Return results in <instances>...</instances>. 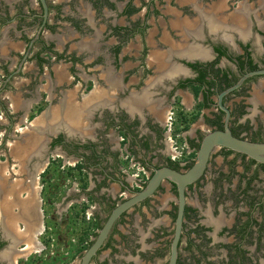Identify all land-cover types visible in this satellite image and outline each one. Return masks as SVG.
Returning a JSON list of instances; mask_svg holds the SVG:
<instances>
[{"label":"flooded vegetation","instance_id":"1","mask_svg":"<svg viewBox=\"0 0 264 264\" xmlns=\"http://www.w3.org/2000/svg\"><path fill=\"white\" fill-rule=\"evenodd\" d=\"M44 1L45 19L40 0H0V98L13 105L8 111L0 102L1 117L8 129L32 126L51 106L58 107L55 117H63L21 177L7 178L17 175L6 169L13 162L10 153L0 161V264H31L40 250L37 236L45 231L40 220L46 205L40 181L47 168L56 166L69 184L62 207L77 208L83 216L97 204L105 215H91L87 225L93 229L74 237L61 255V264H80L97 225L143 188L155 168H190L195 156L172 159L174 142L195 154L207 133L224 130L218 96L247 73L264 69V0H83L90 17L73 7L65 15L58 1ZM69 1L79 7V0ZM64 22L74 35L58 47L53 37L66 32ZM183 26L193 31L186 41ZM60 65L63 74L55 72ZM79 66L90 80H83ZM69 92L94 98L87 117L90 136L64 130V117L73 113L59 100ZM221 104L229 111L233 136L264 143V75L244 80ZM129 143L140 155L143 176L132 187L126 180ZM36 161L45 163L40 172L32 168ZM88 175L96 184L89 192ZM112 184L118 185L119 197L113 196ZM75 185L78 190L71 191ZM157 194L163 203L150 197L130 210L155 207L161 220L152 228L156 247L145 257L168 264L177 192L165 181ZM185 196L176 264H264V164L216 148ZM126 213L89 264H136V234L125 240L117 230Z\"/></svg>","mask_w":264,"mask_h":264},{"label":"water","instance_id":"2","mask_svg":"<svg viewBox=\"0 0 264 264\" xmlns=\"http://www.w3.org/2000/svg\"><path fill=\"white\" fill-rule=\"evenodd\" d=\"M40 2L44 10L43 17L45 19L47 17V6L44 0H40ZM37 37L38 35L36 36V38ZM259 75H264V69L247 73L234 86L226 89L218 96V105L220 109L225 113L224 130L209 132L202 138L195 153L194 161L190 168L186 171H177L168 166L155 168L147 178L143 188L129 196L126 200L119 202L110 211L106 220L98 230L95 239L83 254L80 264H89L90 260L95 257L97 252L101 249L114 224L121 218V216L124 213L128 212L134 206L154 196L159 187L165 181L173 184L177 192V210L174 219L173 236L170 242L168 258V264H176L178 256V244L182 232L185 211L186 188L197 182L203 176L210 155L213 153V151L219 147L225 148L231 152L245 155L246 157L259 164H264V143L250 142L233 136L227 126L229 120V111L221 104L222 98L229 92H232L233 90L239 88L244 80L251 76ZM91 100L92 98L89 97L88 100L83 101L81 107H84L87 110H91L92 105L89 102ZM57 109L58 107L51 106L49 111L35 120L32 126L27 125L25 129H20L23 130V132L19 133V137L14 138V141L9 146V153L18 164L17 167L19 174H21L22 172H26L31 161L34 160V158L36 159L42 153L43 147L49 141L50 137L52 135H55L59 131L58 128L63 117H55L59 115L58 113H56ZM71 115L72 118L67 116V119V117H64V121L66 122V127L64 130L66 132L68 131L69 135L70 133H75L76 123H78V120L76 118L75 120L74 116H78V110H74V113ZM70 123L72 126L75 125V129L74 127H70V129L67 127V125ZM20 142H23V145H21L20 147H15V145H18ZM44 165V162L41 163L39 161H36L35 165L32 168L40 172ZM3 225L5 226L6 223L3 222Z\"/></svg>","mask_w":264,"mask_h":264},{"label":"crops","instance_id":"3","mask_svg":"<svg viewBox=\"0 0 264 264\" xmlns=\"http://www.w3.org/2000/svg\"><path fill=\"white\" fill-rule=\"evenodd\" d=\"M53 1H55V2L58 1L57 3H59L60 5L62 4L61 8L64 11L65 15L69 14V12L72 13V11H71L72 7L75 8L76 10H78L79 13H84V15L88 16V17H90V14L92 13L88 3H86L83 0H79V7L76 4L75 5L70 4L69 0H53ZM64 25L66 26V30H65L66 32L55 34V36L53 37V39L56 41L58 47H60L62 45V43L66 42L68 40H71L72 36L74 35L73 29L68 26L69 24L67 22H64ZM7 28H9V27L7 26ZM188 28L189 27H187V26H183L180 29V31H181L180 33L182 34L184 41H186L185 36H187L190 33H193V31L190 30V28L189 29ZM63 68H65V67L63 65H60L55 69V72H59L58 74H63V73H60V71L63 70ZM78 68L80 69L82 67L79 66ZM89 70L90 69H88L87 71H89ZM81 73H82L81 76L83 77V80L85 82L87 80H90L87 77L88 75L86 74V72L83 68L81 69ZM89 97L92 98V100L89 102L91 103L92 108L94 109V98L91 95V93L86 94V95L82 93L80 96H78L76 93L69 92V94L67 96H65L64 99L59 100L60 102H62V105H64L66 107V109L68 108V110H70L71 112L74 113V110H76V111L78 110V118H77L78 127H76L75 132L79 133L81 130H85L88 132L86 134L79 133L82 136H90L91 131H93V128L89 127L90 120L87 118V117H90L91 114L88 113L89 111L86 108L81 107L82 102L85 100H88ZM63 100L65 101L64 103H63ZM93 109H92V111H93ZM64 123H65V127H66V122L64 121ZM68 125H67V127H69V129H70V126H72L71 123ZM72 127H74V126H72ZM74 129H75V127H74ZM144 131H146V130H143V132ZM132 151L136 152L135 149L130 148V143H129V172L127 173L128 176L126 178V180L129 182V187H132L133 185L138 184L137 178L143 177L142 174H140V172H141V168H140L141 162L139 160L140 155L138 152H137L138 153V155H137V154H134V152H132ZM189 153H190V151H189ZM149 157H150V155H149ZM155 162H157V161H154L153 163H155ZM85 186H86L85 190L87 192L95 189L96 184L93 181V176H91V175L87 176ZM111 187H112L113 196H115L117 194V197H119L120 193H119L118 185L112 184ZM73 189H75L76 191L78 190V188H76V185L74 186V188H72L71 191H73ZM100 189H101L100 193L104 194V189L103 188H100ZM163 198L159 196L157 201H161L163 203V200H164ZM60 202L58 204L56 203V210L60 211L61 213L66 214V217H68L70 210L68 209L67 206L62 207L61 206L62 204H60ZM91 207H92L91 209H87L85 211L88 212L89 214L95 216L98 219H100V218L104 219L105 215H104V213H102V209L100 207H98L97 204H93ZM156 207H157L156 209L158 211L160 206L157 204ZM154 208L155 207H153L151 210L147 211V209L144 206H138V207H136L137 211H136V209H132V210L128 211L126 213V215L123 217L122 221L119 222V224L117 225L118 232H120L122 234V236L124 237L125 240L126 239L129 240V238L127 236H129L130 232L131 233L134 232L136 234L137 238H136V240L134 239L135 244L138 245L136 247L137 250H135V254L137 256L136 257V260H137L136 264L141 263V261L138 260V258H139L138 256H140L141 258L144 259V261H142L141 264H152V261H153L152 260L150 262L149 260H146V259H148L150 254L152 255V251H153L152 249L154 247H156L155 242H153L155 235H154V232L152 231L153 230L152 228L157 227L161 221L159 218H157L158 214L154 213ZM143 223H146V224H143ZM117 240L119 241L118 238H117ZM148 251L150 252L148 254L149 256L145 257V254ZM106 253H108V252H105V254Z\"/></svg>","mask_w":264,"mask_h":264},{"label":"rangeland","instance_id":"4","mask_svg":"<svg viewBox=\"0 0 264 264\" xmlns=\"http://www.w3.org/2000/svg\"><path fill=\"white\" fill-rule=\"evenodd\" d=\"M0 102H3L8 111H11L10 109H12L13 105L10 99L1 97ZM1 116L0 114V161L8 158L9 146L14 141V138L19 137V133L23 132V130L18 129V125L8 129L7 122ZM180 146L183 148L185 154L189 153L188 149L185 148L186 146L182 144H180ZM191 154L192 152L186 155L184 161L193 158V156H190ZM12 161L9 167L6 166V169H14L15 171L13 172H15L17 176L13 175L7 178L13 179L21 177L19 176L17 162L14 159ZM56 171V166L53 168L49 167L41 177L40 187L42 185L44 186L42 196L44 197L43 199H45L46 205L43 209V217L45 218H42L40 222H42L41 224L45 231H42L41 234L37 236V241L41 243V247L40 250L38 249L37 254L32 255L31 264H61V255L67 250L70 241L79 233H83V231L84 233H88V231L93 229V227L90 228V226L87 225L89 221L91 222V214L88 212L86 215L89 216V221L85 219L84 215H79L77 208L70 210L68 217H66V214L56 210V203L58 204L61 201L60 199L66 195V187H69V184L65 182L66 179H63L62 173L57 174ZM46 183L47 185H45ZM153 197L154 201H157L159 195L157 194ZM77 217L81 219L79 223H77Z\"/></svg>","mask_w":264,"mask_h":264},{"label":"built area","instance_id":"5","mask_svg":"<svg viewBox=\"0 0 264 264\" xmlns=\"http://www.w3.org/2000/svg\"><path fill=\"white\" fill-rule=\"evenodd\" d=\"M170 126L172 125V122H173V119H171L170 121ZM179 131H177L176 135H175V138H174V141H176V138L179 136ZM173 152H174V157H172L173 160H184L185 157H186V154L184 153V150L183 148L180 146V144L174 142V146H173ZM85 216V219L86 220H89V216H87L86 214H84ZM44 230V229H43ZM40 247H41V243H40Z\"/></svg>","mask_w":264,"mask_h":264},{"label":"bare ground","instance_id":"6","mask_svg":"<svg viewBox=\"0 0 264 264\" xmlns=\"http://www.w3.org/2000/svg\"><path fill=\"white\" fill-rule=\"evenodd\" d=\"M64 121V120H63ZM62 123V122H61ZM69 126V125H68ZM70 127H72V126H70ZM69 128V127H68ZM85 131V130H84ZM83 132V131H82ZM84 133V132H83ZM21 145H23V142H20L18 145H15V147L16 146H18V147H20ZM13 150V149H12ZM19 150V149H18ZM14 151H17V150H14ZM17 155V154H16ZM17 159V158H16Z\"/></svg>","mask_w":264,"mask_h":264},{"label":"trees","instance_id":"7","mask_svg":"<svg viewBox=\"0 0 264 264\" xmlns=\"http://www.w3.org/2000/svg\"><path fill=\"white\" fill-rule=\"evenodd\" d=\"M196 148H197V146H196ZM190 156H193V157H194V156H195V154H193V153H192ZM95 227H96V225H95ZM96 228H97V230H98V229L100 228V226H99V225H97V227H96Z\"/></svg>","mask_w":264,"mask_h":264}]
</instances>
